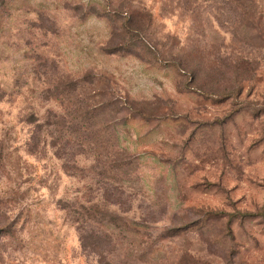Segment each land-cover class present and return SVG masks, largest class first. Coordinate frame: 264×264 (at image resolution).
<instances>
[{
    "label": "rangeland",
    "instance_id": "374dc122",
    "mask_svg": "<svg viewBox=\"0 0 264 264\" xmlns=\"http://www.w3.org/2000/svg\"><path fill=\"white\" fill-rule=\"evenodd\" d=\"M0 264H264V0H0Z\"/></svg>",
    "mask_w": 264,
    "mask_h": 264
}]
</instances>
